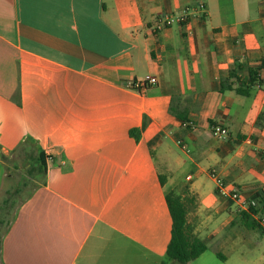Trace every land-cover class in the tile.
I'll list each match as a JSON object with an SVG mask.
<instances>
[{
  "label": "crops",
  "instance_id": "0c3cea01",
  "mask_svg": "<svg viewBox=\"0 0 264 264\" xmlns=\"http://www.w3.org/2000/svg\"><path fill=\"white\" fill-rule=\"evenodd\" d=\"M185 9V24L153 32ZM145 77L157 84L127 88ZM258 77L264 0H0V194L9 161L36 147L46 163L0 264H163L169 192L207 247L188 264H264ZM212 174L258 202L254 227Z\"/></svg>",
  "mask_w": 264,
  "mask_h": 264
},
{
  "label": "trees",
  "instance_id": "16d2710c",
  "mask_svg": "<svg viewBox=\"0 0 264 264\" xmlns=\"http://www.w3.org/2000/svg\"><path fill=\"white\" fill-rule=\"evenodd\" d=\"M251 75L255 77L254 73ZM229 78L234 79V82L237 81L234 71L230 73ZM226 90H234L238 94L243 93V95L248 94L240 89H233L231 85H221V91ZM171 113L174 114L181 123H187V120L184 117L179 116L172 110ZM130 134L134 136V132H130ZM135 139H137V136ZM27 142L34 145V143H31L30 140H27ZM32 151L33 153H36V156L34 158L30 156V158L25 160L27 161V167L25 169L26 173L25 178L23 179L24 182H18L17 184L11 185V188L4 191V195L0 201V227L2 228L0 231V254L2 239L13 222L18 209L32 195V192L37 187V184L43 183L44 181L46 174L45 155L36 147H34V150L32 149ZM29 180H34L35 185L28 192V195L19 204H16V196L23 190V188L29 185ZM166 202L172 220V228L171 239L165 253V260L163 264H167V262L188 264L198 258L207 249V247L203 241L190 234L186 221L187 211L181 198L174 195L172 192H169L166 195ZM261 202L264 205V199H262ZM256 213V209L249 207L246 212L241 213V217L246 219L248 222L250 221V225L254 227L255 223L250 218Z\"/></svg>",
  "mask_w": 264,
  "mask_h": 264
},
{
  "label": "built area",
  "instance_id": "2783aa9c",
  "mask_svg": "<svg viewBox=\"0 0 264 264\" xmlns=\"http://www.w3.org/2000/svg\"><path fill=\"white\" fill-rule=\"evenodd\" d=\"M198 11L204 13L205 6L200 3L197 6ZM189 10L185 9L184 12L178 15H159L154 22L153 32H159L164 28L170 27L173 24L183 25L187 22L189 16ZM261 86L264 87V77H258ZM157 80L154 77H145L142 80H136L127 84V88L131 90L141 91L150 86L156 85ZM212 135L220 138L226 139L228 137L227 130L221 126H213L211 129ZM51 159L48 158V162ZM212 178L215 181V190L218 196L228 199L234 202L240 210H248L249 207L257 209L258 202L255 200H248L244 198L237 188L231 187L226 184L219 176L212 174Z\"/></svg>",
  "mask_w": 264,
  "mask_h": 264
},
{
  "label": "rangeland",
  "instance_id": "374dc122",
  "mask_svg": "<svg viewBox=\"0 0 264 264\" xmlns=\"http://www.w3.org/2000/svg\"><path fill=\"white\" fill-rule=\"evenodd\" d=\"M13 162L16 164V167H13ZM26 163L27 161L21 160V159H14L12 160V164L9 163L7 164L10 168L11 171V181L8 182L5 186V190L8 188H11V185L17 184L18 182H24L23 179L25 178V173H26ZM34 180H29V185L16 196V204H19L27 195L28 192L31 190V188L35 185ZM4 190V191H5ZM4 191L0 194V201L4 195ZM2 228L0 227V231Z\"/></svg>",
  "mask_w": 264,
  "mask_h": 264
}]
</instances>
